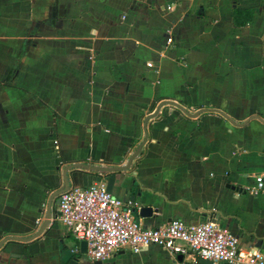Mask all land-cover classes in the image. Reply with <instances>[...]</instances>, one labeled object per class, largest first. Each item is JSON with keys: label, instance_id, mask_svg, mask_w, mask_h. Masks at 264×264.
I'll use <instances>...</instances> for the list:
<instances>
[{"label": "crops", "instance_id": "obj_1", "mask_svg": "<svg viewBox=\"0 0 264 264\" xmlns=\"http://www.w3.org/2000/svg\"><path fill=\"white\" fill-rule=\"evenodd\" d=\"M261 174L264 0H0V264H95L58 222L67 181L105 183L146 228L213 221L264 250Z\"/></svg>", "mask_w": 264, "mask_h": 264}, {"label": "built area", "instance_id": "obj_2", "mask_svg": "<svg viewBox=\"0 0 264 264\" xmlns=\"http://www.w3.org/2000/svg\"><path fill=\"white\" fill-rule=\"evenodd\" d=\"M256 180L257 194L264 191V174ZM58 211V222L86 243L90 263L108 261L126 248L138 253L159 247L211 264H264V250L242 251L239 239L213 221L188 225L174 219L160 227H144L135 218L133 204L114 196L103 182L62 192Z\"/></svg>", "mask_w": 264, "mask_h": 264}, {"label": "water", "instance_id": "obj_3", "mask_svg": "<svg viewBox=\"0 0 264 264\" xmlns=\"http://www.w3.org/2000/svg\"><path fill=\"white\" fill-rule=\"evenodd\" d=\"M139 151L133 156V158H135L137 155H138ZM91 170L93 171H101V172H108V171H118V170H125V167L123 168H101V167H90ZM69 189V186H68V181L66 182V189L62 190V191H59L57 193V196H59L62 192L66 191ZM153 215V209L151 208H143L140 212V216L142 218H150L152 217ZM87 250V245L85 242L82 243V251L85 253ZM180 259H182V257H180ZM201 263L203 264H211V262L209 261H205L203 260ZM95 264H101V263H95Z\"/></svg>", "mask_w": 264, "mask_h": 264}, {"label": "trees", "instance_id": "obj_4", "mask_svg": "<svg viewBox=\"0 0 264 264\" xmlns=\"http://www.w3.org/2000/svg\"><path fill=\"white\" fill-rule=\"evenodd\" d=\"M234 16H235L236 24L242 25V24H244L247 21H250L252 19V12L248 11V10L236 9L234 11ZM244 16L246 17V20L245 21H241V18L244 17Z\"/></svg>", "mask_w": 264, "mask_h": 264}]
</instances>
